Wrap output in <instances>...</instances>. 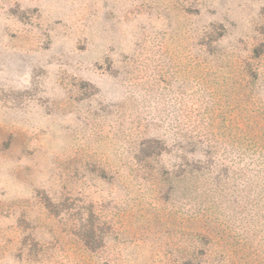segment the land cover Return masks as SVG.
<instances>
[{"label":"rangeland","instance_id":"1","mask_svg":"<svg viewBox=\"0 0 264 264\" xmlns=\"http://www.w3.org/2000/svg\"><path fill=\"white\" fill-rule=\"evenodd\" d=\"M0 264H264V0H0Z\"/></svg>","mask_w":264,"mask_h":264}]
</instances>
